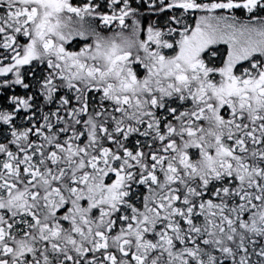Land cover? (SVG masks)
<instances>
[{"label":"snow or ice","instance_id":"1","mask_svg":"<svg viewBox=\"0 0 264 264\" xmlns=\"http://www.w3.org/2000/svg\"><path fill=\"white\" fill-rule=\"evenodd\" d=\"M0 264H264V0H0Z\"/></svg>","mask_w":264,"mask_h":264}]
</instances>
